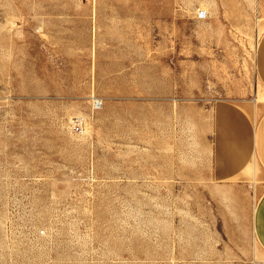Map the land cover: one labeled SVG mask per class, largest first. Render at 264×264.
Masks as SVG:
<instances>
[{
    "label": "rangeland",
    "instance_id": "rangeland-1",
    "mask_svg": "<svg viewBox=\"0 0 264 264\" xmlns=\"http://www.w3.org/2000/svg\"><path fill=\"white\" fill-rule=\"evenodd\" d=\"M0 264H264V0H0Z\"/></svg>",
    "mask_w": 264,
    "mask_h": 264
},
{
    "label": "built area",
    "instance_id": "built-area-1",
    "mask_svg": "<svg viewBox=\"0 0 264 264\" xmlns=\"http://www.w3.org/2000/svg\"><path fill=\"white\" fill-rule=\"evenodd\" d=\"M96 106L99 107L100 105H102V101L100 100H96ZM73 126L76 130L78 131H82L83 127H84V118L82 117H76V119H74L73 121Z\"/></svg>",
    "mask_w": 264,
    "mask_h": 264
},
{
    "label": "bare ground",
    "instance_id": "bare-ground-1",
    "mask_svg": "<svg viewBox=\"0 0 264 264\" xmlns=\"http://www.w3.org/2000/svg\"><path fill=\"white\" fill-rule=\"evenodd\" d=\"M94 104L96 105L97 103H96V100H94Z\"/></svg>",
    "mask_w": 264,
    "mask_h": 264
}]
</instances>
